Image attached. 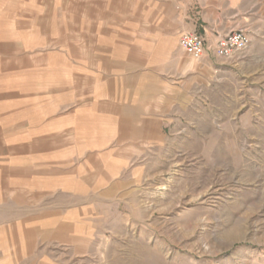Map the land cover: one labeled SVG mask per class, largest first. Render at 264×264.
I'll return each mask as SVG.
<instances>
[{"label":"rangeland","instance_id":"rangeland-1","mask_svg":"<svg viewBox=\"0 0 264 264\" xmlns=\"http://www.w3.org/2000/svg\"><path fill=\"white\" fill-rule=\"evenodd\" d=\"M163 1L0 0V264H264V22L194 59Z\"/></svg>","mask_w":264,"mask_h":264},{"label":"crops","instance_id":"crops-1","mask_svg":"<svg viewBox=\"0 0 264 264\" xmlns=\"http://www.w3.org/2000/svg\"><path fill=\"white\" fill-rule=\"evenodd\" d=\"M163 2L167 10H171L178 17L179 37L182 33L197 32L210 45H214L217 38L240 30L246 31L252 42L261 31V24L264 22V0H165Z\"/></svg>","mask_w":264,"mask_h":264},{"label":"built area","instance_id":"built-area-1","mask_svg":"<svg viewBox=\"0 0 264 264\" xmlns=\"http://www.w3.org/2000/svg\"><path fill=\"white\" fill-rule=\"evenodd\" d=\"M249 44V35L241 30L232 31L217 38L214 45L208 44L204 37L197 32L182 33L178 39L179 48L194 59L213 55L223 60H231L246 51Z\"/></svg>","mask_w":264,"mask_h":264}]
</instances>
